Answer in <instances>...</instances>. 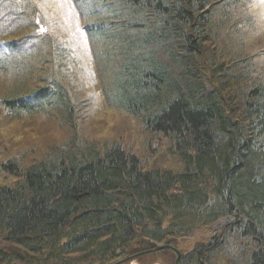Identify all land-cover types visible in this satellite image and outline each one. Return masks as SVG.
Returning a JSON list of instances; mask_svg holds the SVG:
<instances>
[{
  "label": "trees",
  "instance_id": "obj_1",
  "mask_svg": "<svg viewBox=\"0 0 264 264\" xmlns=\"http://www.w3.org/2000/svg\"><path fill=\"white\" fill-rule=\"evenodd\" d=\"M92 1L101 14L84 28L117 60L105 103L138 122L146 150L63 140L4 159L0 169L17 179L0 185V264H107L197 228L211 238L179 264H213L226 252L264 264V82L235 44L239 0ZM54 60L49 82L1 97L0 112L59 111L76 128Z\"/></svg>",
  "mask_w": 264,
  "mask_h": 264
},
{
  "label": "rangeland",
  "instance_id": "obj_2",
  "mask_svg": "<svg viewBox=\"0 0 264 264\" xmlns=\"http://www.w3.org/2000/svg\"><path fill=\"white\" fill-rule=\"evenodd\" d=\"M226 1L233 3L234 6L233 0ZM225 3L222 2V5ZM82 5L83 9L88 5L90 11L97 15V19L100 17L101 9L94 1L88 0ZM235 5L239 14L238 30L243 31L245 36L241 39L243 34L238 35L235 44L242 48L244 55L251 57L254 62L250 61V64L257 67L258 73L263 75L264 82V0H239ZM38 20L41 23L38 24ZM80 23L81 26L87 24L83 21ZM41 27L47 31L41 32ZM241 27L245 28V31ZM73 28L74 25L62 26L61 9L48 0H0V98L25 96L42 84L41 78H53L50 76L47 62L50 58L54 60L57 57L54 71L61 81L60 87L66 88L68 92L67 96L70 98L69 102L74 109L72 113L76 120V128L70 129L68 123L59 117V111H35L32 116L20 119H10L0 112V163L9 157L18 159L21 154L28 156L30 151H35L33 158L38 152H41L38 155L40 156L45 145L52 142L62 143L63 140L67 142L73 140L77 144L84 140L89 145H97L98 149L117 143L123 148L132 147L138 153L146 150L144 143L147 137L141 133L138 122L125 112L105 103L107 99L103 95L102 83L104 87L110 84L105 75L109 78L113 65L117 64L112 47L106 48L103 41L95 39L99 44H92V52L102 59H98V63L94 64L90 60L86 44L78 33H74ZM60 44L65 49L63 56ZM102 47L105 48L103 51L100 50ZM210 50L214 51V46L211 45ZM60 60L64 61L62 69L59 67ZM105 60L110 63L112 61V68L102 63ZM26 65L30 68H26ZM59 71L63 73L64 79L60 78ZM56 81L59 83L58 79ZM109 89L108 87V91L112 90ZM31 157L28 159L31 160ZM148 158L155 159L156 154L151 155L149 152ZM154 166H163V160ZM211 235L208 228H197L192 236L171 239L167 245L173 246L183 255L193 250L197 244L209 241ZM162 245L165 244H154L140 252ZM225 254L224 261L214 259L212 263L238 264L237 252ZM121 260L124 259L107 264ZM90 261H86L85 264H100L98 260ZM174 262V253L160 251L142 254L122 264H174Z\"/></svg>",
  "mask_w": 264,
  "mask_h": 264
},
{
  "label": "snow or ice",
  "instance_id": "obj_3",
  "mask_svg": "<svg viewBox=\"0 0 264 264\" xmlns=\"http://www.w3.org/2000/svg\"><path fill=\"white\" fill-rule=\"evenodd\" d=\"M48 2L61 9L62 26L74 25V33H78L83 42L87 44V29L82 27L80 23L81 17L86 16L87 13L80 8V0H48ZM37 23L39 24L41 21L38 20ZM40 31L45 32L47 29L41 27ZM69 34L71 35L72 32Z\"/></svg>",
  "mask_w": 264,
  "mask_h": 264
},
{
  "label": "water",
  "instance_id": "obj_4",
  "mask_svg": "<svg viewBox=\"0 0 264 264\" xmlns=\"http://www.w3.org/2000/svg\"><path fill=\"white\" fill-rule=\"evenodd\" d=\"M162 250H170V251L174 252L175 255H176V259H175L174 264H178V261H179V253H178L174 248H172V247H170V246H166V245H164V246H158V247H155V248H153V249H151V250H148V251H145V252H142V253L136 254V255H134V256H131V257H129V258H127V259H124V260H122V261H120V262H117V263H115V264H122V263H124V262L130 260L131 258H134V257L140 256V255H142V254L154 253V252H158V251H162Z\"/></svg>",
  "mask_w": 264,
  "mask_h": 264
},
{
  "label": "clouds",
  "instance_id": "obj_5",
  "mask_svg": "<svg viewBox=\"0 0 264 264\" xmlns=\"http://www.w3.org/2000/svg\"><path fill=\"white\" fill-rule=\"evenodd\" d=\"M16 179L10 176L4 169H0V185H11Z\"/></svg>",
  "mask_w": 264,
  "mask_h": 264
},
{
  "label": "bare ground",
  "instance_id": "obj_6",
  "mask_svg": "<svg viewBox=\"0 0 264 264\" xmlns=\"http://www.w3.org/2000/svg\"><path fill=\"white\" fill-rule=\"evenodd\" d=\"M245 241H247V240H245ZM248 243V242H247ZM246 244V243H245ZM243 242H241V243H238L237 242V247L238 248H240V249H244V248H246L247 247V245H245Z\"/></svg>",
  "mask_w": 264,
  "mask_h": 264
}]
</instances>
